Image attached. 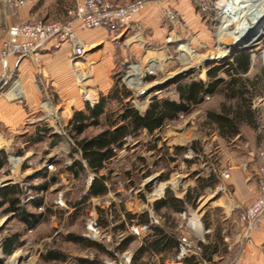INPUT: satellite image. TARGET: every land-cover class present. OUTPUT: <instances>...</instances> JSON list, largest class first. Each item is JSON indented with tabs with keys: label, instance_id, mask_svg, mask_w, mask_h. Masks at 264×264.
Listing matches in <instances>:
<instances>
[{
	"label": "rangeland",
	"instance_id": "rangeland-1",
	"mask_svg": "<svg viewBox=\"0 0 264 264\" xmlns=\"http://www.w3.org/2000/svg\"><path fill=\"white\" fill-rule=\"evenodd\" d=\"M154 1L158 2V4L165 3L163 2L164 0ZM191 1L194 4L196 13L202 15L204 18H208L206 21V29L208 30H206V32L200 31V29L194 27L191 28V33L177 29L181 27L180 24L184 20L177 13L180 22L177 25L170 23L165 17L164 11L166 9L176 10L170 5H162L161 16H163L164 21L168 24V30L170 31V33L165 36V40H157L156 38L149 37L147 31L146 43L137 41L136 38L132 39V37H128L127 35H124L122 38L120 37L121 35L118 38L114 36L113 44H107L109 47L105 55L101 53L100 55L93 54L89 56L92 51L104 49L102 45L91 44L88 49L87 60H85L86 64L79 62L76 67L70 57L71 72H68L70 82L69 80L67 81L69 98L81 97L83 99L84 95L82 91L83 89H88L87 86L89 85V88L98 96L99 100L102 95H107L114 86L118 85L119 88L125 87L130 90V97L126 101L143 112L149 106L150 103L148 102L150 99L154 96H175L174 84L166 85L162 90L150 89L151 86L158 82H163L165 79L177 76L184 71H190L185 77L195 76L204 82L207 81V68L209 66L226 64L233 59L236 50H242L238 48L232 53H228L229 43L227 41L233 36L235 37L237 34L236 32H238L237 29H243L251 11H248L247 14L246 12L243 14L244 7L238 4V2L241 3L242 0L235 1L234 7H224L221 2L225 0H208L210 2V9H206L205 11L201 10L202 8L197 5L196 1ZM36 2V6L33 10H41L38 17L32 19L36 21L65 20L67 12L64 16L62 15V2L71 4L69 9L75 7V0H37ZM137 2L145 3L146 7V2L144 0H139ZM245 9H247V7H245ZM18 10L11 15L5 11L1 12V23L18 22L19 20H16ZM242 14L243 17L241 16ZM5 30L6 27L1 30V35H4ZM263 34L264 28L262 31H258L254 33V35H251L249 40L243 44L244 46H249V44L256 41L248 50L252 52L253 62L255 61L257 71L264 68V36L263 38L257 37L259 35L261 37ZM207 61L213 62L206 64ZM135 64L139 65L143 71L149 69L150 64L157 66L155 67V74H149V76L144 78L145 89L146 91L150 89L149 92L138 94L136 84L133 85L129 83L127 71L130 70V66ZM80 67L81 70L84 71L79 75L84 74V76H86V81L84 80L85 82H82L83 89L81 91V87L79 86L80 79L77 76L76 70L80 69ZM39 68H41V65H38V69ZM11 78L13 88L17 83H21L20 79L15 76V72ZM36 78L37 87L39 92H41L40 119L31 123L28 122L23 128V131H25L14 133L10 142L11 150L16 152V155L22 157L28 153V156L22 159H16L14 157L16 164L18 161L22 164L20 172H18L19 166H16L17 175L9 177L12 174L9 171L10 165L8 163L6 167L0 169V185L6 181L12 182V185L20 183L21 187L24 189L22 195L23 204L31 212H45V218L38 227L32 229L28 227L25 222L20 221L15 214H5L3 210H0V255L3 256L2 264H78L76 258L82 249L75 243L67 241L66 236L69 232L82 235L86 222L85 218L88 212L93 208H97L98 215L100 216L99 207L101 206L97 203L94 205L92 201H88L84 205L85 208L79 214L71 205V202L81 200V197L86 193L85 190L88 188L89 175L91 174H83L81 178H72L63 175L59 176L60 180L52 184L48 190L40 188L38 191H35L34 189H30V185L38 186V184L45 182V180L41 178L44 170H48L51 174L54 172H61L66 165L70 164V161L73 160L74 157L78 156L74 151L75 138L69 130L70 121H67L65 117L63 118L62 107L59 106L62 101H60L61 99L52 84V80H47V78L39 72ZM15 79H17L16 82H19H15L14 84ZM20 86L21 85H19L18 91H20ZM132 86L134 88H131ZM142 88L141 86L139 89L142 90ZM209 98L210 96L206 98L205 103L194 110V112L199 109H203L204 111L202 118L197 123L201 136L195 139L197 142L196 145L201 149V152L198 153L192 148H189L188 151L185 152L188 153L190 149L194 151L191 158H188L194 160V163L188 165L183 159L185 155H181L175 162L170 160L168 148L170 153H174L175 145L179 144H171L167 143V141H163L166 127L159 133L162 140L158 141L157 146L160 150H150L153 141H151L152 137L146 134H142L137 138L129 137L123 150L111 161L106 170L107 172L109 169L112 170V178L109 184L113 191V196L111 195L110 198L109 196L103 197L104 201L103 199L100 201L102 205L101 208L108 210V214H110V209L113 204L119 205L125 203L126 200L133 202L143 199L146 200V193L150 195L153 194L160 183H167L169 181L170 183H167L165 191H167V189H172L176 195L182 196L189 187L196 186V171H200L199 173L201 175H208L214 168H219L220 158L217 152L218 149L216 148L217 144L211 142V128L204 126L206 119L205 112L210 107ZM84 102L86 103L85 100ZM118 106L119 105L115 101L109 105L111 109H116ZM194 112L189 115H181L178 121L171 122L169 125H177L180 124V122H184L190 115L194 114ZM49 113L53 114L52 116L56 120L60 133H57L50 125L51 122L45 118ZM41 128H47V137L43 141L35 143L31 138L36 137L37 131ZM99 131V127L93 126L87 129L81 137H92ZM2 136L6 138L4 133ZM2 136H0V138H3ZM195 141L181 145L191 146V143H195ZM13 156L14 154L12 157ZM51 163H54V169H44ZM22 174H25L22 178L23 180L20 179ZM25 186L28 187V192L25 190ZM219 188L206 192L205 198L203 199L205 202L203 207L199 205L197 209H194L191 206L192 208L190 210L191 213L195 214H200L204 211L202 222L206 227L205 231H209H206V234L214 241L218 240L219 233L226 235V233H233L236 231L232 224L234 223L235 216L225 212L222 203L217 201L218 198L223 195V193H217ZM29 195H32L33 198L27 200ZM60 195H62L65 205L55 204V200L59 198ZM42 196L45 199L44 209H36L30 205L32 200ZM108 200L112 201V204L108 205ZM47 208H50L51 213L46 210ZM236 210H238L236 213L238 222L245 225L240 218L239 209ZM111 217L109 216L108 218L111 220ZM207 224L210 226L207 227ZM103 227L105 228V226ZM109 232L114 235V242L116 243L118 240L117 236L119 235H116L112 230H109ZM178 232L180 231L178 230ZM12 234L19 235L22 245H18L14 250L15 252L11 253V255H4L2 245L5 239ZM224 236L222 243L227 244L228 241L227 243L224 241ZM97 241L104 244L109 250L117 246L115 243L109 244L105 242V240L100 239ZM222 243L220 242L221 253L225 250ZM238 243L242 245L240 250L228 249V255L230 254L229 259L231 261H236L237 258L241 256V251H243L246 246V240L243 237ZM54 248L66 253L69 256L68 261L46 262L43 259L44 252ZM16 254L19 255L15 259L16 262L13 263V257ZM96 255H99L101 260L106 256L101 253H97Z\"/></svg>",
	"mask_w": 264,
	"mask_h": 264
},
{
	"label": "trees",
	"instance_id": "trees-1",
	"mask_svg": "<svg viewBox=\"0 0 264 264\" xmlns=\"http://www.w3.org/2000/svg\"><path fill=\"white\" fill-rule=\"evenodd\" d=\"M252 52L247 49L235 53L233 59L226 64L212 65L207 68V74L212 81L205 85L197 77H184L174 84V91L177 98L167 95L154 96L150 99V104L145 111H140L137 107L128 103L126 100L130 97V90L125 87L114 86L107 95H102L98 102L93 106L85 103L84 109L75 111L70 119L69 130L75 138L74 151L78 154L74 157L71 164L66 165L65 169L71 171L75 178H81L83 174H93L94 179L86 193L77 202H71L77 213H81L85 208V203L92 198L104 197L110 191L112 178L111 172L107 168L111 161L116 158L128 138H137L146 133L152 137L153 144L150 150L158 149V141L162 140L159 135L165 126L171 122L178 121L181 115H189L194 112L201 104L206 102V98L221 97L219 108L209 107L205 112V127L218 130L219 135L226 140L234 139L242 135V127L249 126L255 130H260L262 126L261 112L256 107L255 99L264 94V74L258 73L254 76H248L252 64ZM152 77V76H151ZM119 105L116 109H111L109 105L112 102ZM99 127L100 131L92 137H81L83 133L91 127ZM47 128H41L37 131L36 137L32 141L40 142L47 137ZM195 143L191 146L175 145L174 153L169 152L170 160L177 161V158L184 155L189 148L200 153L201 149ZM160 150V149H158ZM188 165L194 163V160L183 158ZM8 153L0 151V169L7 166ZM197 173V183L194 187H189L185 195L181 198L175 194L172 189H167L165 197L154 201L156 212L164 218L162 224H152L147 213L133 214L126 209L124 203L113 204L108 210L99 207V220L103 226H109L111 222L115 223L111 230L113 232H126L127 223L136 222L145 223L149 226V234L143 238L139 248L135 251L134 264H160L164 258L175 255L178 249V243L181 233L178 232V220L175 214L182 211L186 204L194 209L199 206V198L205 194V190H215L220 182L219 173L211 170L208 175ZM41 178L45 182L36 185H30V189L48 190L52 184L59 181L57 172L50 173L44 170ZM24 189L20 183L13 184L8 190L0 192V210L5 214L13 213L28 227L34 229L39 226L45 218V212L34 213L28 210L22 202ZM30 205L36 209L44 207V197H38L30 202ZM51 213L50 208H47ZM111 217V220L108 217ZM210 226L207 224V227ZM66 240L75 243L80 248L94 249L98 254H105L109 257L115 256V251L125 252L130 245L137 240V236L127 233L126 236L115 247V250H109L100 242L93 241L84 235L69 232ZM220 242L223 237L218 236V240L205 243L203 242V251L198 257H187L183 264H199L201 262H212L214 255L220 251ZM21 238L18 234L8 236L2 250L5 254L11 255L14 248L21 244ZM158 257V258H157ZM157 258V259H156ZM43 259L46 262H66L69 256L61 250L50 249L44 252ZM78 264H105L102 260L95 257L93 260L87 258H76ZM3 260L0 256V264Z\"/></svg>",
	"mask_w": 264,
	"mask_h": 264
},
{
	"label": "crops",
	"instance_id": "crops-1",
	"mask_svg": "<svg viewBox=\"0 0 264 264\" xmlns=\"http://www.w3.org/2000/svg\"><path fill=\"white\" fill-rule=\"evenodd\" d=\"M76 1V0H75ZM112 3L116 5H131L139 0H110ZM146 2V7L137 15L138 19L143 23L145 27V31H147V35L149 37L156 38L157 40H165V36H167L170 31L168 30V24L164 21L162 14V5H170L172 8H174L177 13L181 16V18L184 20L180 24L181 27L177 28L180 30H185L191 33L192 27L200 29V31L208 30L206 21L208 18H204L202 15H199L196 13L194 9V4L191 0H164V4H158V2H155L154 0H144ZM237 0H225L221 3L224 7H234V3ZM243 2H238L240 6L243 7ZM37 2L27 3L23 7H20L18 10V16L16 20H19L18 22H4L0 23V47L2 45V42L5 38L6 31L9 26L18 24V23H26V22H32L36 20L38 17L39 12L41 11L38 9L37 11L33 10V8L36 6ZM75 3V2H74ZM62 15L64 16L67 10L71 7V4H68L66 2H62ZM32 20V21H29ZM50 21V20H48ZM192 24V25H191ZM6 27L4 35H1V30H3ZM79 36L82 40L87 42L88 44H99L104 47L103 50L99 51H92L89 56L95 54L100 55L101 53H104V55L107 53V49L109 46L107 44H113V37L114 35L109 32L107 29L103 28H94L86 31H79ZM152 38V39H153ZM72 49L69 42H63L60 49L53 48L52 43H48L47 46L43 47L41 56H42V63L37 64L33 63L31 60L20 57V56H12L10 58V64L11 69L15 72V76L20 79L21 86L20 91L18 92H11L13 90L12 88V80L9 82L8 86L6 87V92H0V131H2L6 138H0V151H6L8 153V160L12 158H25L28 156V153L24 156L20 157L16 155V152L11 150V137L14 133H20L23 131V128L29 123L34 122L36 120H39V111L41 109V92H39V89L36 84L37 80V73H42L44 77L47 78V80H52V84L55 87V90L59 94V98L61 99L59 106L62 107V115L63 118L67 121H70V119L73 117L75 111L78 109H84L86 107L84 100L79 98H69L67 91V81L70 82V76H68V72L71 71V65L69 62V58L72 55ZM38 65H41V68L38 69ZM2 65L0 64V75L2 74ZM67 71V74H66ZM250 72L247 74L249 77L254 76L258 73L264 74V68H261L260 71H257L255 67V61L253 62L250 67ZM49 78V79H48ZM201 80V79H200ZM203 81V80H201ZM212 81L211 78H209L207 74V81H203L205 85L209 84ZM12 88V89H11ZM175 96L173 98H177L176 92ZM210 107L212 108H219L220 103L222 102L221 97L215 96L210 97ZM150 102V101H149ZM148 102V103H149ZM70 110H69V105ZM256 107L260 109L261 114V121L262 126L260 127V130H255L254 128H251L249 126H243L242 127V135H238L234 139H230L229 141L225 138H222L219 135L218 130L211 129V142H214L217 144L218 154L220 158V166L219 168H214L213 170H222L226 168L230 173L231 176L228 179L223 180L220 177V182L216 186L217 188H221L223 193L222 196L218 198V202L222 203V207L225 209V212L228 214H232L235 216L233 226L235 227V230L233 233H226L224 236L223 234L219 233L221 237L224 236V241L227 244H223L225 247L224 252H218L214 255L213 261L214 264H264V224L263 227L260 230L253 231L250 236L248 237L245 230V225L238 222V219L236 218V213L239 212L249 204H251L254 201V197L257 194L258 186H257V180L259 171L258 165H259V157H258V151L260 149H264V94L257 96L255 99ZM203 109H199L194 112V114L190 115L188 119H186L184 122H180V124L177 125H169L167 124L166 127V133L163 137V141H167V143L171 144H184L187 142L195 141V139H198L201 136V132L198 130L197 123L202 118ZM146 134V133H144ZM206 139V138H204ZM14 156L12 157V155ZM10 154V156H9ZM21 162L18 161L17 165H19L20 171H21ZM9 164V162H8ZM7 164V165H8ZM26 170V169H25ZM58 178L59 176H67L72 177L73 173L67 169H63L61 172H57ZM25 176V174L21 175V180ZM60 180V179H59ZM107 185L110 186V184L107 182ZM178 186V183H177ZM89 187V186H88ZM216 188V189H217ZM219 188V189H220ZM218 189V190H219ZM188 190V189H187ZM185 191V193L187 192ZM208 190L213 189H207L205 190V194ZM110 192L106 196H113V191L109 190ZM185 193L182 196L185 195ZM205 194L202 195L198 202L200 207L204 206V198ZM105 197V196H104ZM96 198H92L90 201L93 202V204H96ZM114 198V197H113ZM154 203V202H153ZM126 205V209L133 214H139V213H147L148 218H151L146 200H138L137 202L128 201L124 203ZM199 207V206H198ZM185 208L189 211V222L187 225V231H190L194 236L201 239L203 242L208 243L214 241L209 235L206 234V227L203 225L202 217L204 214V211L200 214L197 213H191V206L189 204H186ZM75 209V208H74ZM153 213L157 215L159 218H161V222L159 224H162L164 222V218H162L153 207ZM180 213V212H179ZM175 214V217H177V220H179L178 214ZM112 218V217H111ZM135 222V221H134ZM133 223V222H132ZM136 223V222H135ZM115 223L111 222L109 226H106V228H111L114 226ZM137 224V223H136ZM145 224V223H140ZM139 224V225H140ZM157 224V223H155ZM128 229L126 232H114L116 235H123V238L126 236L127 233H130L129 226L130 223H127ZM178 230V227H177ZM133 234V233H132ZM149 234V231L145 233L144 235L138 237L135 242H133L128 249L137 250L140 246V244L143 241V238ZM245 236V237H244ZM242 237L246 240V246L244 247L243 251H241V256L237 258L236 261H231L229 259L230 254L228 255V249H235L240 250L241 246L238 242L242 239ZM122 238V239H123ZM247 238V239H246ZM121 241V240H120ZM17 248V246L14 248V250ZM82 249V248H81ZM3 251V250H2ZM4 252V251H3ZM15 252V251H14ZM96 251L94 249H88L83 248L82 251L79 253L77 257L79 258H87L90 259L89 255H93L94 258L97 257ZM4 255H8L5 254ZM1 258H3L2 255H0ZM99 256V255H98ZM174 255L164 258L162 261H160V264H174L172 261H170V258ZM111 258L109 256H105L102 258V262L104 263V259ZM158 258V257H157ZM156 258V259H157ZM101 259V258H100ZM93 260V259H90ZM219 261V263H218ZM199 264H206V262H201Z\"/></svg>",
	"mask_w": 264,
	"mask_h": 264
},
{
	"label": "built area",
	"instance_id": "built-area-1",
	"mask_svg": "<svg viewBox=\"0 0 264 264\" xmlns=\"http://www.w3.org/2000/svg\"><path fill=\"white\" fill-rule=\"evenodd\" d=\"M37 0H0V14L5 11L6 13L14 14L20 7H23L27 3H32ZM197 5L201 7L203 11L210 9V2L208 0H194ZM2 3V7H1ZM145 8V3L136 2L132 5L123 6L116 5L110 0H76L75 7L67 11V16L65 20L61 21H32L26 23H18L8 27L6 31V36L0 47V64L2 65V74L0 75V92L6 91V86L12 80V75L14 71L11 69L10 58L12 56H20L31 60L33 63L41 64L42 56L41 52L43 47L47 46L48 43H52L53 48L60 49L63 42H69L72 49L71 60L74 62V65L77 67L78 62L86 64L87 53L90 44L82 40L79 36V31H86L94 28H103L111 32L116 38L120 35H127L128 37L136 38L137 41H143L146 43V31L143 23L138 19L137 15ZM8 15V14H7ZM165 17L172 24L177 25L180 22L179 15L177 11L166 9L164 11ZM1 23V21H0ZM132 68L131 66L129 67ZM143 71V69L140 67ZM77 76L80 79V91L83 89L82 84L86 81L84 70L76 69ZM86 73V72H84ZM129 71H127V75ZM142 78V87H144V78L155 74V67L150 66L149 69L143 71ZM129 78V76H128ZM17 79L14 80V84ZM85 80V81H84ZM84 81V82H83ZM19 82V81H17ZM16 82V83H17ZM83 82V83H82ZM13 84V85H14ZM19 84V83H17ZM134 85V84H133ZM140 86V87H141ZM86 91H82L84 95L83 99L89 105L93 106L98 102V96L87 86ZM139 86H136L137 92L144 93L146 90H141ZM131 88H134L133 86ZM85 90V89H83ZM52 113H49L45 116L49 120L50 125L54 128L57 133H60V129L57 127L56 120L52 116ZM53 121V122H52ZM3 135V132H0V136ZM3 137V136H2ZM194 154L192 149L188 153H185V158H191ZM259 165L258 170V180L257 186L258 191L254 197V201L248 206L244 207L239 215L241 220L245 223L246 234L249 237L250 234L255 230H260L264 224V149L258 151ZM72 160L70 161L71 164ZM18 163V162H17ZM9 171L13 175H17L15 159L12 158L9 160ZM54 163L47 165L44 169H54ZM219 173V176L225 180L230 178L231 173L226 169L215 170ZM20 172V168L19 171ZM94 175H89L88 186L92 183ZM28 187L25 186V190L28 192ZM153 194L146 193L148 208L151 223L159 224L161 218L153 213V202L156 199L164 198L166 191L165 189L159 193ZM30 192V191H29ZM33 196L29 195L27 200L32 199ZM103 197L96 199V203L101 205L100 201ZM114 202V201H113ZM108 205L112 204V201L108 200ZM56 205H65V201L62 195L55 200ZM96 205V204H94ZM104 205V204H103ZM106 207V206H103ZM110 207V206H108ZM45 207H41L44 209ZM178 230L181 232V237L178 243V249L176 254L170 258V261L174 264H183L185 259L190 256L200 255L203 251V241L198 237L194 236L190 231H187V225L189 222V211L187 208L182 209L178 214ZM85 227L82 235L85 237L97 241L105 240V242L112 244L114 242V235L109 232L110 228H104L99 220V215L97 208L91 209L86 218H85ZM130 233L140 237L149 231L148 224H136L135 222L131 223L129 226ZM209 232L208 230H206ZM118 240L115 245H118L120 240H122L123 235L117 236ZM112 250H115L113 247ZM136 250L127 249L125 252L115 251V256L112 258L104 259L105 264H134L133 258ZM90 259H94L93 255L87 256ZM206 264H214L211 262H206Z\"/></svg>",
	"mask_w": 264,
	"mask_h": 264
},
{
	"label": "bare ground",
	"instance_id": "bare-ground-1",
	"mask_svg": "<svg viewBox=\"0 0 264 264\" xmlns=\"http://www.w3.org/2000/svg\"><path fill=\"white\" fill-rule=\"evenodd\" d=\"M243 14H247L248 11L250 12V16L248 17V20L246 24L244 25L243 29H237L238 32L233 36L230 40L227 42L229 43L228 46V53H232L235 51V49L244 47V43H246L251 35H254V33L258 31H262L264 28V0H244L243 2ZM247 7V9H245ZM243 14L241 15L243 17ZM262 22V23H261ZM243 45V46H242ZM79 63V62H78ZM152 67H157L156 65L150 64ZM132 68L129 70V83L131 84H136V86H141L142 85V78L144 76L143 71L140 69L139 65H133L131 66ZM20 84H16L13 90L11 92H16L19 89ZM87 89L83 90L86 91ZM142 90H146L145 86L142 88ZM19 92V91H18ZM167 183H170L167 182ZM167 183H160L157 186V191L156 193H159L165 189L167 186ZM19 254H16L13 257V263L16 262V257Z\"/></svg>",
	"mask_w": 264,
	"mask_h": 264
},
{
	"label": "water",
	"instance_id": "water-1",
	"mask_svg": "<svg viewBox=\"0 0 264 264\" xmlns=\"http://www.w3.org/2000/svg\"><path fill=\"white\" fill-rule=\"evenodd\" d=\"M123 36H124V35H121L120 37L122 38ZM263 36H264V34H263L261 37H260V35L257 36V37H259V38H263ZM255 43H256V41H254L252 44H249V46L241 47V49H242V50H243V49H247V50H248V49L250 48V46L254 45ZM239 51H240V50H236V51L234 52V54L237 53V52H239ZM213 61H214V60H213ZM213 61H207L206 64H210V63H212ZM189 72H190V71H184V72L179 73L177 76H173V77L167 78V79H165L163 82H158V83L154 84L153 86L150 87V89L162 90V89H164V86H166V85H169V84H176V83H178L179 80H181L183 77H185L187 74H189ZM150 89H149V90H150ZM149 90H147V91H145V92H149ZM145 92H144V93H145ZM10 185H12V182H10V181H6V182L2 183V184L0 185V192H2V191H4V190L8 189ZM221 191H222V189L220 188L219 190H217V193H221Z\"/></svg>",
	"mask_w": 264,
	"mask_h": 264
}]
</instances>
